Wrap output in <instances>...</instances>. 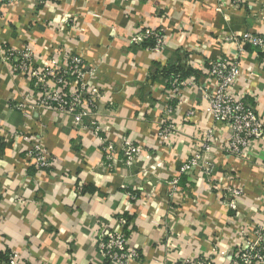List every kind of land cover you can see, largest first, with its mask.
<instances>
[{"label":"crops","instance_id":"crops-1","mask_svg":"<svg viewBox=\"0 0 264 264\" xmlns=\"http://www.w3.org/2000/svg\"><path fill=\"white\" fill-rule=\"evenodd\" d=\"M42 1L0 3V51L27 46L39 63L82 57L95 74L103 130L97 137L50 111L25 119L17 104L32 84L0 64V260L109 264L97 243L123 230L140 254L129 264H231L264 215V135L244 159L224 153L229 129L209 114L200 91H186L182 106L170 99L168 75L180 65L213 90L199 70L237 59L243 72L235 91H244L264 122V55L242 40L264 38V0L226 4L222 12L220 0ZM146 29L164 33L160 53L150 51V41L131 42L134 31ZM169 107L180 131L166 142L158 134ZM205 128L216 130L203 159L209 171L193 169L170 192L165 182L180 174ZM121 136L142 148L131 167L107 163L101 151V139ZM33 142L52 157L50 167L31 163ZM229 189L240 192L235 209Z\"/></svg>","mask_w":264,"mask_h":264},{"label":"built area","instance_id":"built-area-1","mask_svg":"<svg viewBox=\"0 0 264 264\" xmlns=\"http://www.w3.org/2000/svg\"><path fill=\"white\" fill-rule=\"evenodd\" d=\"M20 0H0V3H13ZM216 6L217 12H222L227 5L237 6L245 0H220ZM40 0V5L42 4ZM134 45L145 41H153L150 51L160 53L164 49L165 36L161 30L146 29L145 32L134 31L130 36ZM254 50L264 55V38L254 34H246L242 39ZM242 51V49H241ZM0 64L16 76L27 77L32 88L17 104L23 109V117L27 120L34 118V112L50 111L60 118L68 119L73 127L91 130L95 136L102 134V126L97 120L98 90L94 87L95 74L92 68L79 55L72 54L65 62L48 60L39 63L38 56L30 47H3L0 51ZM207 75L213 90L203 88L194 75L183 77L181 73L172 74L168 80L169 95L179 98L178 104L183 105L182 96L188 90H198L202 100L208 104L209 114L217 122L226 126L230 135L226 139L224 153L238 159L249 156L256 143L264 135V122L255 112L254 107L245 101V93L236 92L235 87L242 77L243 69L237 59L226 56L202 68ZM173 107H169L160 122L158 137L168 141L180 131V126L174 124L170 116ZM188 116L195 115L194 110L187 111ZM12 143L15 147L20 144L21 134L13 132ZM216 136L214 128H205L195 137L196 148L186 159L180 174L165 182L170 192L175 193L181 186L184 176L194 170L209 171L203 164L204 155L213 147ZM101 151L107 163L119 159L126 166H132L142 155V148L130 137L121 136L115 141L101 139ZM22 148V146H21ZM31 163L38 169H46L52 165V157L38 143L27 149ZM232 198L228 206L236 208L235 198L239 191L229 189ZM235 197V198H234ZM132 199L136 197L132 195ZM123 225V222H122ZM98 250L109 264H129L140 260L139 252L130 246L126 231H108L97 243ZM264 263V215L254 220L249 240L245 247L238 250L231 264H262ZM0 264H18L14 257Z\"/></svg>","mask_w":264,"mask_h":264},{"label":"trees","instance_id":"trees-1","mask_svg":"<svg viewBox=\"0 0 264 264\" xmlns=\"http://www.w3.org/2000/svg\"><path fill=\"white\" fill-rule=\"evenodd\" d=\"M150 42H151L152 45H153V41L150 40ZM179 66H180V65H179ZM179 66H173V68L169 69V75H168L169 78L171 77L172 74H176V73H181L183 77H186V76H188V75H191V74H188L187 71L182 70L183 67H179ZM169 78H168V79H169ZM128 235H129V234L127 233V236H128ZM0 259H1V258H0ZM8 260H9V259H8ZM8 260H4V262H7ZM0 261H1V260H0Z\"/></svg>","mask_w":264,"mask_h":264}]
</instances>
